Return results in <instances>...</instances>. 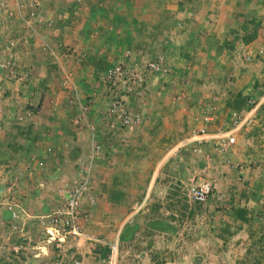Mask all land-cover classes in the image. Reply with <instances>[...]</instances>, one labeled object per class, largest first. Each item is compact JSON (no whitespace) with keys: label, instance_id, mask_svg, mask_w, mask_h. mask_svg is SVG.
<instances>
[{"label":"crops","instance_id":"0c3cea01","mask_svg":"<svg viewBox=\"0 0 264 264\" xmlns=\"http://www.w3.org/2000/svg\"><path fill=\"white\" fill-rule=\"evenodd\" d=\"M37 1L30 27L16 15L0 14V58L25 75L8 82L11 77L0 72V264H84L87 258L146 264L163 256L168 264H221L225 242L219 237L225 223L236 220L210 205L234 204L236 169L223 163L215 138L193 153L191 133L231 130L236 139L263 123L264 56L258 50H264V0ZM11 39L23 48L17 43L7 54L3 47ZM158 55L164 72L155 74L143 62ZM117 63L142 75L143 103L124 94L125 105L141 117L133 130L107 124L100 114L110 89L102 72ZM113 88L122 92L118 83ZM24 109L31 115L18 121ZM234 112L250 122L232 128ZM82 161L89 165L92 202L81 199L80 235L68 237L64 248L70 247L59 255L42 246L36 217L62 203ZM201 174L213 181L212 190L227 184V194L203 204L183 194L188 206H208V225L190 234L178 228L189 213L174 188L184 190ZM8 202L18 219L10 218ZM253 219L250 234H264ZM11 223L17 230L9 229ZM240 232L232 234L233 244H251ZM262 261L260 250L253 251L250 262ZM233 263L246 264L241 257Z\"/></svg>","mask_w":264,"mask_h":264},{"label":"built area","instance_id":"2783aa9c","mask_svg":"<svg viewBox=\"0 0 264 264\" xmlns=\"http://www.w3.org/2000/svg\"><path fill=\"white\" fill-rule=\"evenodd\" d=\"M39 2L37 0H0V9H5V11H15L17 16L24 22L25 26L30 27L29 21L37 16L36 7H38ZM9 6V7H8ZM8 7V8H7ZM16 41L13 39L7 41L6 45L3 47V51L8 54L9 49L16 46ZM262 50H258V54H261ZM249 52H247L246 59ZM125 56H129V51L124 53ZM162 56L158 55L155 59H146L143 64L145 69L149 72L160 74L164 72ZM5 71L7 74L14 78L16 81H21L23 76L20 75V72L15 71V66L13 61H5L0 58V72ZM102 77L104 82L110 85V89L106 94V105L100 111L102 118L105 123L112 124L115 121L120 127L126 128L127 130L135 129L140 123V115L136 111L130 110L124 101V94H134L138 100V105H141L143 101L141 100L142 91V75L138 68L130 66L127 64L117 63L110 67H107L102 72ZM261 85L264 86V73L261 76ZM119 84L122 88V92L115 91L113 88L114 84ZM76 90L71 88L69 102H73L74 93ZM1 93V85H0ZM264 94V93H263ZM261 93V96L263 95ZM72 96V97H71ZM248 108L250 110V105L253 103V100L248 99ZM85 107L82 105L80 111H83ZM1 112V110H0ZM1 114V113H0ZM31 115L30 111L25 109L17 116V120L21 121L24 117ZM250 122L248 116L240 115L236 112L231 114L230 125L231 127H236L241 123ZM1 126V119H0ZM192 152L195 154H200V146L208 143L213 138L216 139L217 150L223 152L227 150L228 147L234 142V136L232 135L231 130H226L218 135H209L205 133L204 129H198L192 131ZM94 151L98 152L99 147L93 146ZM91 160V158H89ZM237 170V180H242V168L239 165H236ZM88 172L89 165L82 161L79 163L78 167V178L71 187L70 191L67 193L66 197L62 203L54 210L47 211L36 217L37 225L40 228L43 234V242L46 245H52L56 252L60 255L65 252L70 246L65 245V240L69 238L78 237L80 235L79 219H80V201L87 196L88 200L91 201V198L88 197ZM212 181H208L204 178H197L194 182H188L184 184V194L185 197L194 203L203 204L207 201L208 197L212 192ZM92 202V201H91ZM6 210L9 211L11 219H18L19 214L16 212L15 204L8 202L4 205ZM10 230H17L16 224H9ZM111 252H115V246L111 247ZM72 264H81L80 261H74ZM106 264H116L115 260L109 258ZM146 264H168V262H151Z\"/></svg>","mask_w":264,"mask_h":264},{"label":"rangeland","instance_id":"374dc122","mask_svg":"<svg viewBox=\"0 0 264 264\" xmlns=\"http://www.w3.org/2000/svg\"><path fill=\"white\" fill-rule=\"evenodd\" d=\"M11 9H9L8 12L5 11V9H0L1 16L9 17V18L10 17L14 18L15 15L17 16L15 11H12V13L9 14ZM19 41H23V38L20 39ZM19 41H17V43H19ZM22 44L23 42L19 43V47H22L23 46ZM260 55L264 56V50H262V53ZM261 76H260V80H261ZM11 79L13 78L12 77L6 78L8 82H11ZM15 85L17 84L15 83ZM261 115L264 118V108L261 111ZM227 121L228 120H225V123L223 124L224 129H227L228 127L227 123L229 122ZM238 135L239 136H237V138L234 139V142L231 144L230 147L227 148V150L223 152H219V151L218 152L225 161L223 163H226L229 166H234V168L236 167V165H241L242 170L245 171V178H243V180L240 181V180H236L237 176H235V180H236L235 181L236 183L234 184L235 196H233L234 204L227 203L225 205H222L219 202H217V204L213 203L210 206L213 209L218 208L221 212H225L223 213V216L225 215L226 217H231L232 219L233 216L231 213V209H243L244 211L243 213L244 220H241L240 217H236L234 218L236 222L231 220L230 222L225 223V226L222 231L223 236L219 237V239L224 240L225 242L224 247L222 249L224 253V261L221 264H232L234 261V257L235 259L238 257L243 258L246 264L249 263L256 264L255 262H250V257L253 251L260 250V258H262L264 261V234H260V235L250 234L252 233L251 231H253L251 228L252 224H250L251 223L250 220L254 218L253 219L254 221L253 223H255L254 225L260 228H264V120L262 124L257 125V123H254L252 126L248 127L246 130L242 131ZM215 148L217 149V145ZM236 174H237V170H236ZM197 178L207 179L206 176L201 174V175H197L196 178H194L189 182H194L197 180ZM229 179L231 180V177H229ZM207 180L212 181L209 179ZM211 183L213 185V181ZM225 185L227 186V184ZM225 185L221 186L218 184L216 186H213V194L215 196L212 197V200L216 201L214 198L216 197V195H220L221 193L227 194V191L224 189ZM174 189L176 190L175 195H177L180 198L181 200L180 203L188 207L187 213H189L187 215V219L185 220L186 225L184 226V228H183L184 217H182V221L181 220L178 221L179 230L182 229H184V231L188 230V232H190L191 234L194 230L198 231V230H202L203 228L205 229V227L208 225V221L210 220V218L207 217L206 213L204 212L208 210L207 208L208 206L205 205L188 206L187 205L188 203L186 204V202L184 201L185 198L183 195L184 190L181 188H174ZM216 189L218 190L217 193H216ZM256 194L259 195L258 198L256 197ZM230 202H232V199L230 200ZM238 229H241L240 239H242L245 242L251 240L252 241L251 244H243L241 245V247H236L233 244L232 234L234 233V231L236 232ZM200 238L201 239L199 240L202 243H205L207 241L204 236ZM42 243H43L42 244L43 247L46 246V244L43 241ZM48 246L54 249L52 245L51 246L48 245ZM124 257L128 258L127 256ZM253 257H255V254ZM160 261L168 262L169 259L168 257L163 256L161 257V259H159L156 262H160ZM84 264H106V263L105 260H102L100 258L99 259L91 258L89 259L88 262V258H87L86 263L84 262ZM233 264H237V263H233Z\"/></svg>","mask_w":264,"mask_h":264},{"label":"trees","instance_id":"16d2710c","mask_svg":"<svg viewBox=\"0 0 264 264\" xmlns=\"http://www.w3.org/2000/svg\"><path fill=\"white\" fill-rule=\"evenodd\" d=\"M244 103H245V100H243V102L241 103V105L242 104L244 105ZM238 108L240 109L241 106H239ZM238 108H236L237 111L239 110ZM246 108H248V107H245V109ZM213 196H215V195L213 194V190H212V192H211V194H210V196L208 197L207 200H209ZM231 213H232L233 218L240 217L241 220H244V218H243L244 217L243 216V213H244L243 209H231ZM108 252H109V250L105 248L104 249V252H103V255L108 254Z\"/></svg>","mask_w":264,"mask_h":264}]
</instances>
